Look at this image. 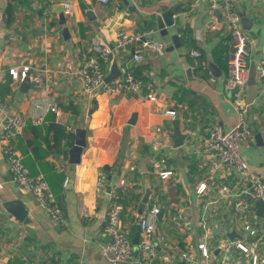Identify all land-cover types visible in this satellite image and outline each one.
<instances>
[{
  "label": "crops",
  "instance_id": "0c3cea01",
  "mask_svg": "<svg viewBox=\"0 0 264 264\" xmlns=\"http://www.w3.org/2000/svg\"><path fill=\"white\" fill-rule=\"evenodd\" d=\"M71 1L75 17L62 24L55 10L59 4L49 6L45 14V3L40 8L34 0H0V102L10 113L26 119L23 135L14 143L28 171L47 181L67 221L65 226L53 222L32 192L14 181L4 156L0 116V264H110L101 247L110 210L115 205L122 207L123 224L133 238L138 233L139 209L146 191L152 195L144 212L153 206L161 209L153 236L157 256L150 264L243 263L244 257L231 244L239 241L251 246L254 242L233 204L238 197L250 202L246 196H251L255 178L264 181V87L257 82L261 92L250 104L248 123L254 141L242 145L250 174L232 172L226 166L216 169V159L203 151L204 141L215 125L229 130L237 123L232 94L225 83L232 40L223 28L214 31L221 26V12L212 11L209 0ZM162 2L179 5L170 35L156 34L155 40L166 44V55L141 51L143 61L130 62L137 77L152 82L157 100L132 94L93 95L85 90L78 71L92 54L93 42L114 47L120 29L140 33L155 28L153 16ZM234 11L239 16L245 13L252 23L246 30L257 44L248 61L251 67L264 57V0H236ZM175 34L179 36L178 48H173L171 37ZM187 39L205 54L203 70L194 67L196 58L191 52L196 49L185 43ZM135 51L134 45L115 50L110 62L104 63L106 74L115 62L122 71ZM209 63L220 70V77L212 75ZM25 66L31 68L26 79L33 85L23 93V81L13 80L9 72ZM188 69H192L190 77ZM248 95L249 90L247 102ZM50 104L57 107L56 112L49 109ZM69 106L73 110L66 109ZM168 110L181 113L180 129L187 136L182 147L176 148L171 139L174 118L166 115ZM133 114L136 121L130 125ZM39 118L42 121L34 124ZM55 124L73 134L71 146L62 141V152L52 141ZM81 124L87 131V146L80 163L72 164L69 148ZM256 134L262 136L260 141ZM126 135L130 142L125 158L120 159ZM146 158L150 162L144 173L140 166ZM100 169L107 174L104 192L96 190ZM164 171L173 172L166 181L159 178V172ZM204 181L208 189L197 194ZM221 186H227L229 194L220 193ZM132 194L140 195L138 203ZM13 200L26 207L28 222L4 208V203ZM251 203L257 216L252 219L264 238V216L259 217L256 204ZM233 231L243 240L231 239ZM201 243L207 245L210 258L202 256ZM183 252L189 259L181 257ZM257 252L264 256V239ZM123 264L148 263L140 255Z\"/></svg>",
  "mask_w": 264,
  "mask_h": 264
},
{
  "label": "built area",
  "instance_id": "2783aa9c",
  "mask_svg": "<svg viewBox=\"0 0 264 264\" xmlns=\"http://www.w3.org/2000/svg\"><path fill=\"white\" fill-rule=\"evenodd\" d=\"M99 3L108 4L110 0H96ZM236 0H209L212 11H220L222 18L219 27H215L214 31L219 32L220 28L229 33L232 40V54L229 60V74L226 79V88L232 94V102L237 113V123L229 130H225L219 125H215L210 132L208 138L203 144V151L210 157L216 159L215 167L222 168L226 166L232 172L243 173L249 175L251 166L246 157L242 154V145L254 141V135L249 127L248 115L250 111V103L247 102V93L249 90L250 67L248 61L252 53L257 49L256 40L243 28L241 17L234 11ZM36 6L44 8L45 14H48V8L52 5H63V11L66 18L73 19L75 17V7L71 0H34ZM158 30L150 29L147 32L130 33L126 29L117 31L114 47L101 44L94 41L92 44V54L87 58L78 74L83 81L85 90L93 95L103 93L110 96H127L129 94L138 97H144L148 101H156L157 95L151 81L145 82L137 77L131 66V63H141L143 55L141 51H150L159 57L166 55V44L155 40ZM201 37L198 36V39ZM134 45L135 53L131 60L125 65L121 71L119 78L106 82V71L104 63L110 62L115 50L126 49ZM195 58H199L201 53L197 50L191 52ZM256 64V80L264 87V57H261ZM30 67L25 66L22 70L12 68L9 72L15 81H23L30 72ZM215 81V79H213ZM49 109L53 112L57 111V107L53 104L49 105ZM166 115L175 118L176 111L168 110ZM0 116L3 128L2 140L4 145V156L9 170L13 174L14 181L21 187L30 190L34 196L37 205L59 225H67V221L61 205L56 201L49 184L43 176H34L25 167L24 156L16 145L15 140L23 135L26 127V119L24 116L10 113L6 107L0 102ZM41 118L34 119L33 123L38 124ZM172 147V144H170ZM155 150H159V145L154 146ZM173 174L172 171L159 172V178L166 181ZM107 184V174L104 169L97 172L96 190L104 192ZM208 189V183L204 181L197 187V194H203ZM227 186L220 187V193L229 194ZM251 196L253 200H264V181L255 178L252 183ZM235 213L243 222L244 231L253 239V245L248 246L244 242H233L231 248L239 252L244 257L241 264H263L264 256L257 252L264 238L259 236L253 219H257L253 209V203L247 202L241 198H237L233 204ZM122 207L115 205L110 210L109 219L104 227V241L101 244L103 257L110 264H123L134 260V245L132 237H130L121 218ZM161 212L159 206H153L139 216L137 225L141 229L140 242L138 248L140 255L143 256L145 262L154 263L157 252L156 244L153 236L156 230V223ZM253 218V219H252ZM229 247V248H230ZM204 258H210V251L205 243L198 245ZM184 259H189L187 253L181 255ZM240 264V263H239Z\"/></svg>",
  "mask_w": 264,
  "mask_h": 264
},
{
  "label": "water",
  "instance_id": "95a60500",
  "mask_svg": "<svg viewBox=\"0 0 264 264\" xmlns=\"http://www.w3.org/2000/svg\"><path fill=\"white\" fill-rule=\"evenodd\" d=\"M56 12L59 14V18L62 24L66 23V16L63 11V5H59L55 8ZM179 11V5H171L168 2H162L159 4L157 11L154 13V22H155V28L159 31L162 37H167L170 35V28H174L176 26V21L174 19V16ZM218 15V18H220V14L218 12H215ZM241 22L242 26L245 30H250L252 23L250 20L246 17L245 13H242L241 15ZM172 40L174 42L173 48L180 47L179 43V36L173 35ZM172 48V49H173ZM263 53H264V46H263ZM208 69L212 72V75L214 77H220L222 74L220 70L216 67L215 64L209 63ZM122 72L118 66V64L115 62L112 65L111 72L106 77V82H111L121 76ZM187 74L190 77L192 74V69L187 70ZM33 84L29 81V79L23 80L21 84L20 90L23 93H26L30 90ZM261 88L258 87L257 80H256V64L255 62L250 67V75H249V100L248 103H253L254 100L260 95ZM136 121V114L132 115V121L129 122L130 125H134ZM181 113L176 112L174 121H173V134L171 135V139L174 142V145L176 148L182 147L185 144L186 135L182 134L181 129ZM260 134H256V138L261 139ZM130 138L128 135L125 136V139L122 144L121 152L119 155L120 159H124L126 156V152L128 150ZM87 146V131L85 129L84 124H81L75 131V139H74V145L69 148V162L72 164H79L81 161V156L83 154L84 149ZM149 162L150 158H146L144 162L140 166V170L142 172H148L149 168ZM152 195V191H146V193L143 196L142 199V206L139 209L140 215L144 213L145 206L148 205L150 198ZM248 197L250 202H254L257 206V215L259 217L264 216V200L258 199L253 200L252 196H246ZM4 208L12 215H14L16 218H18L21 221L28 222V215L29 212L26 209V207L22 204L19 200H13L8 201L4 203ZM138 233L133 237L132 243L134 245V253L135 257L140 258V251L138 248V244L140 242V233L141 229L138 226ZM229 237L231 239H234L235 237H238L239 239L243 240V236L236 233L235 231L231 232L229 234Z\"/></svg>",
  "mask_w": 264,
  "mask_h": 264
},
{
  "label": "trees",
  "instance_id": "16d2710c",
  "mask_svg": "<svg viewBox=\"0 0 264 264\" xmlns=\"http://www.w3.org/2000/svg\"><path fill=\"white\" fill-rule=\"evenodd\" d=\"M187 34H191V31H187ZM186 44H191L192 48H195L197 51L199 49H197V47L195 46L194 42L190 39H187ZM200 52V51H199ZM201 56L199 58H196V62L194 63V67L196 68V70H203L206 66V57L205 54L201 51ZM71 106V105H70ZM67 107L66 109H71L73 110V108L71 107ZM53 131L55 132V135L53 136V143L54 145H58L59 146V152H62V141L66 140L67 142V146H71L73 144V134L72 133H66V129L60 125H54L53 127ZM55 129V130H54ZM133 199L136 200V203H138L140 201V195H133L132 194ZM126 203V202H125ZM124 203V205H125ZM132 237V236H130Z\"/></svg>",
  "mask_w": 264,
  "mask_h": 264
}]
</instances>
